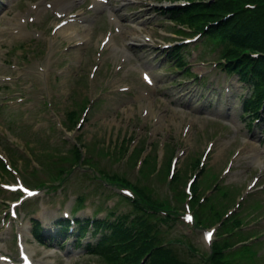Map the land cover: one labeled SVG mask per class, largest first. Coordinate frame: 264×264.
Segmentation results:
<instances>
[{
	"label": "rangeland",
	"instance_id": "rangeland-1",
	"mask_svg": "<svg viewBox=\"0 0 264 264\" xmlns=\"http://www.w3.org/2000/svg\"><path fill=\"white\" fill-rule=\"evenodd\" d=\"M95 2L0 0V101L15 97L0 108V246L18 260L19 234L38 264H126L114 244L117 230L102 243L83 230L81 244L71 235L66 248L63 237L45 238L58 253L43 257L29 238V219L52 231L54 218L74 209L69 225L74 217L119 216L129 225V247L150 252V264H264V135L250 138L249 121L231 97L242 89L216 64L213 40L222 42L223 33L208 40L194 25L170 20L181 0ZM226 5L197 18V28L245 14ZM251 11L264 16V4ZM179 49L183 68L171 57ZM208 175L222 185L207 186ZM20 179L36 195L3 186ZM131 185L142 194L132 198L125 191ZM178 199L188 202L182 207ZM45 208L57 216L44 219ZM210 228L212 249L236 238L239 246L206 259L211 246L202 233Z\"/></svg>",
	"mask_w": 264,
	"mask_h": 264
},
{
	"label": "trees",
	"instance_id": "trees-1",
	"mask_svg": "<svg viewBox=\"0 0 264 264\" xmlns=\"http://www.w3.org/2000/svg\"><path fill=\"white\" fill-rule=\"evenodd\" d=\"M263 4L264 0H213V3L207 5L197 4L198 6L196 5L188 13L196 12L199 14L197 17L199 18L204 13L216 14L227 11V8H223L225 5L228 8L234 6L236 10L245 11L243 15H237L238 13L234 12L229 18L226 17L220 20L218 18L216 24L210 25L211 36L213 32H218L220 35L223 33V39L231 43L230 46L222 50V57L226 62L233 63L234 66L242 65L233 68L239 75V79L241 78L240 80L250 81L254 88L255 74L259 75V79L261 80L259 91L254 93L255 96H259L255 100L257 105L261 102V96H264V16H255L251 10L254 6ZM250 52L259 54L253 56Z\"/></svg>",
	"mask_w": 264,
	"mask_h": 264
},
{
	"label": "bare ground",
	"instance_id": "bare-ground-1",
	"mask_svg": "<svg viewBox=\"0 0 264 264\" xmlns=\"http://www.w3.org/2000/svg\"><path fill=\"white\" fill-rule=\"evenodd\" d=\"M96 4L100 5V3L96 2ZM102 5V4H101ZM254 156V155H253ZM31 247V246H30ZM33 248V247H32ZM34 250V249H33Z\"/></svg>",
	"mask_w": 264,
	"mask_h": 264
}]
</instances>
